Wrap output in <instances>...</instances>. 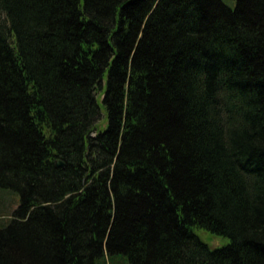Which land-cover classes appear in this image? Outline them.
I'll use <instances>...</instances> for the list:
<instances>
[{"label": "trees", "instance_id": "16d2710c", "mask_svg": "<svg viewBox=\"0 0 264 264\" xmlns=\"http://www.w3.org/2000/svg\"><path fill=\"white\" fill-rule=\"evenodd\" d=\"M120 263L264 264V0H0V264Z\"/></svg>", "mask_w": 264, "mask_h": 264}, {"label": "rangeland", "instance_id": "374dc122", "mask_svg": "<svg viewBox=\"0 0 264 264\" xmlns=\"http://www.w3.org/2000/svg\"><path fill=\"white\" fill-rule=\"evenodd\" d=\"M228 6L234 7L235 0H223ZM6 202L12 208H14L17 204L16 197L14 195H9V193H5ZM196 234L200 237L202 241L207 243L211 247L222 246L228 242V238L220 235L211 234L208 231L197 229ZM122 264V263H120Z\"/></svg>", "mask_w": 264, "mask_h": 264}, {"label": "water", "instance_id": "95a60500", "mask_svg": "<svg viewBox=\"0 0 264 264\" xmlns=\"http://www.w3.org/2000/svg\"><path fill=\"white\" fill-rule=\"evenodd\" d=\"M55 165L60 167L63 165V163H62V161L57 159V160H55Z\"/></svg>", "mask_w": 264, "mask_h": 264}, {"label": "bare ground", "instance_id": "6f19581e", "mask_svg": "<svg viewBox=\"0 0 264 264\" xmlns=\"http://www.w3.org/2000/svg\"><path fill=\"white\" fill-rule=\"evenodd\" d=\"M57 160V159H56ZM58 160H60V159H58ZM61 161V160H60Z\"/></svg>", "mask_w": 264, "mask_h": 264}]
</instances>
